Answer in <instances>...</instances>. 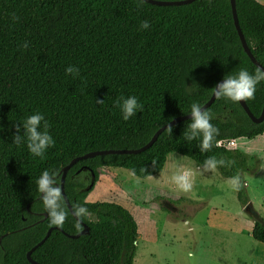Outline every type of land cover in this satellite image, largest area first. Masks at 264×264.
Listing matches in <instances>:
<instances>
[{
  "label": "trees",
  "instance_id": "1",
  "mask_svg": "<svg viewBox=\"0 0 264 264\" xmlns=\"http://www.w3.org/2000/svg\"><path fill=\"white\" fill-rule=\"evenodd\" d=\"M182 1V0H158ZM239 25L257 62L264 67V5L236 0ZM148 21V30L140 24ZM28 43V48L23 45ZM68 66L79 75L66 74ZM257 66L245 53L236 30L230 0H198L179 7L135 0H0V264H30L27 254L48 231L70 236L80 231L65 200L63 227L49 226L36 181L45 170H62L91 152L137 150L175 118L190 114L191 104L203 107L223 78ZM197 85V86H196ZM192 87L188 89V87ZM134 95L141 110L127 122L115 102ZM96 99L104 104H96ZM260 117L264 82L245 101ZM218 129L210 151L201 153L198 140L183 138L184 121L167 130L147 151L137 155H105L77 163L68 172L65 194L71 204L89 209L82 218L88 235L71 239L54 230L32 258L39 264H134L138 225L115 203L86 199L99 170L120 168L146 180L160 174L171 154L198 167L215 158L222 178L239 176L237 196L250 204L243 174L248 157L217 147L223 140H252L264 134V121L253 123L240 103L217 97L208 108ZM40 112L55 140L43 159L26 145L12 144L15 128ZM22 127V126H21ZM252 237L264 245V219L254 223Z\"/></svg>",
  "mask_w": 264,
  "mask_h": 264
},
{
  "label": "rangeland",
  "instance_id": "2",
  "mask_svg": "<svg viewBox=\"0 0 264 264\" xmlns=\"http://www.w3.org/2000/svg\"><path fill=\"white\" fill-rule=\"evenodd\" d=\"M256 1L264 5V0ZM258 143L240 142L239 146L240 152L248 155L243 176L257 205L264 195V156L253 158ZM184 171L191 173L192 187L187 192L172 179ZM98 172L99 180L86 201L115 203L132 214L139 233L134 264H224L225 231L244 232L254 222L240 204L230 179L177 154L168 156L160 174L146 180L120 168ZM237 240L233 244L240 257L258 252L253 245L262 247L247 238ZM151 251L157 255L150 257Z\"/></svg>",
  "mask_w": 264,
  "mask_h": 264
},
{
  "label": "clouds",
  "instance_id": "3",
  "mask_svg": "<svg viewBox=\"0 0 264 264\" xmlns=\"http://www.w3.org/2000/svg\"><path fill=\"white\" fill-rule=\"evenodd\" d=\"M135 3L140 7L146 4L147 0H135ZM150 27L151 25L148 21H143L140 24L141 30H148ZM28 46L27 42L23 45L24 48H28ZM65 71L66 74L73 77L79 75V68L75 66H68ZM262 82H264V67H257L254 74L241 69L236 75L225 76L221 82L217 83L214 88L215 95L220 98H226L232 103L252 100L255 97L257 86ZM192 87H188V89ZM96 104L102 105L104 101L96 99ZM115 107L119 109L125 122L141 110L138 98L134 95L119 98L115 102ZM190 107L191 121L186 124L183 138L189 142L198 140V149L201 153L210 151L213 147V140L218 135V129L211 123L213 117L198 103H192ZM49 128L50 125L45 116L40 112H36L16 126L15 134L12 136V144L17 147L26 145L32 157L43 159L47 150L55 145V140L50 134ZM2 130L0 128V131ZM166 130L173 134V128L170 125ZM224 163V160L217 161L215 158H209L204 161V166L215 169L217 164L223 165ZM190 175L189 171H184L174 175L172 179L181 190L187 192L192 187ZM239 180L240 177L236 176L232 178L231 183L236 186L239 184ZM36 184L43 209L47 214L49 226L63 227L67 213L64 208V197L57 179L56 170L43 171ZM72 214L77 218L74 227L77 231H80L82 226L81 219L90 215L89 209L82 204L76 203L72 206Z\"/></svg>",
  "mask_w": 264,
  "mask_h": 264
},
{
  "label": "water",
  "instance_id": "4",
  "mask_svg": "<svg viewBox=\"0 0 264 264\" xmlns=\"http://www.w3.org/2000/svg\"><path fill=\"white\" fill-rule=\"evenodd\" d=\"M198 0H182V1H158V0H147V3L151 4V5H155V6H159V7H179V6H184V5H189L192 4L194 2H196ZM230 4H231V8H232V13H233V19H234V24L236 27V30L238 32L240 41L242 43L243 49L245 51V53L247 54V56L251 59V61L257 66V67H262L257 60L255 59V57L253 56L251 49L249 48L247 41L245 39V36L241 30V27L239 25V20H238V16H237V9H236V0H230ZM217 96L215 95V91L211 97V99L202 107L205 110H207L208 108H210L213 103L216 101ZM240 105L242 106V108L244 109V111L246 112V114L248 115V117L252 120L253 123L256 124H260L264 121V107L262 110V113L260 115V117L256 118L249 110L247 104L245 101H241L239 102ZM187 120H191V116L186 115V116H180L175 118L173 121H171L170 123H168L167 125L163 126L162 128H160L155 135L152 137V139L150 140V142L145 145L144 147H142L141 149H137V150H116V151H97V152H91L88 153L82 157L76 158L73 161H71V163L64 167L62 170V177H61V183H60V187L62 189V195L64 197V200L72 214V206L65 194V183H66V178L68 175V172L70 171V169H72L77 163L83 161V160H87V159H92L95 157H99V156H105V155H137L140 153H143L145 151H147L148 149H150L158 140V138L160 137L161 134H163L166 131V128L170 125L171 127H174L184 121ZM95 186V181H94V176H93V181L89 187V189H93V187ZM245 212L253 219L254 222L259 221V215L256 211L253 210V205L250 203L245 207ZM73 215V214H72ZM76 218V217H75ZM77 219V218H76ZM81 224L83 225V230L81 231L80 234L76 235V236H70L69 234L63 232L62 230H60L59 228H53L50 229L46 235V237L43 239V241L41 243H39L36 247H34L31 251L28 252L27 254V259L28 262L30 264H39L36 261L33 260L32 258V254L40 247L42 246L50 237L51 233L54 230L57 231H61L62 233H64V235H66L67 237L71 238V239H77L80 236L83 235H88L89 234V230L90 228L81 222Z\"/></svg>",
  "mask_w": 264,
  "mask_h": 264
},
{
  "label": "crops",
  "instance_id": "5",
  "mask_svg": "<svg viewBox=\"0 0 264 264\" xmlns=\"http://www.w3.org/2000/svg\"><path fill=\"white\" fill-rule=\"evenodd\" d=\"M237 142H238L237 145H238L239 151H240V147H239L240 142H243V143L259 142L257 145H260V147L256 148L257 155L256 156L253 155V158L258 160L259 156H262V157L264 156V134L254 138L252 140H248V139L243 138V139L237 140ZM200 168H206V167H200ZM259 171H260V169H258L257 173ZM212 172H214V171L212 170ZM248 188L249 187H248V184L246 182L247 192H248ZM248 195H249L250 203L256 209V212L258 213L259 217H262L264 219V195H262L261 202L259 203V205L256 204V201L252 198V196L249 194V192H248ZM254 223L255 222H253L252 226L248 225L247 230L244 232H242V230H240V231H233V230L225 231L226 234L224 236H222L223 248H224V256H223L224 264H264V245L255 241L252 237V231L254 228ZM213 229L216 230V228H214V227H213ZM219 230H221V229H219ZM237 238H241V240L243 238H247L249 242H254L256 244H260V246H262V247H256V245H253V246H255V248L258 252H253L252 255L250 254V255L240 257V254L235 251L234 244H233V241L239 242L237 240ZM138 239H139V237H138ZM147 244L151 245L153 243L148 242ZM138 245H139V243H138ZM156 255L157 254L155 252H153V251L150 252V257L156 256ZM216 264H219V263H216Z\"/></svg>",
  "mask_w": 264,
  "mask_h": 264
},
{
  "label": "built area",
  "instance_id": "6",
  "mask_svg": "<svg viewBox=\"0 0 264 264\" xmlns=\"http://www.w3.org/2000/svg\"><path fill=\"white\" fill-rule=\"evenodd\" d=\"M237 140H223L217 143V147L226 149L228 151H237L238 150Z\"/></svg>",
  "mask_w": 264,
  "mask_h": 264
}]
</instances>
